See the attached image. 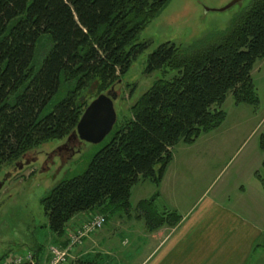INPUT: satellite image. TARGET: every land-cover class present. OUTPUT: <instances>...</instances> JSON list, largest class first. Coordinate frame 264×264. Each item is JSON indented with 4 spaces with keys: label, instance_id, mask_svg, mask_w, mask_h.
<instances>
[{
    "label": "trees",
    "instance_id": "16d2710c",
    "mask_svg": "<svg viewBox=\"0 0 264 264\" xmlns=\"http://www.w3.org/2000/svg\"><path fill=\"white\" fill-rule=\"evenodd\" d=\"M170 1L0 0V171L68 138L92 86L99 96L121 80L147 48L148 42H137L140 32ZM220 34L187 49L165 41L149 54L146 73L162 77L131 106L130 117L117 121L86 170L59 181L41 201L58 237L78 213L130 212L133 187L146 179L159 185L176 145H192L221 127L229 94L237 105L259 106L252 71L264 58V0H253ZM159 196L138 206L151 231L182 220L158 208Z\"/></svg>",
    "mask_w": 264,
    "mask_h": 264
},
{
    "label": "crops",
    "instance_id": "0c3cea01",
    "mask_svg": "<svg viewBox=\"0 0 264 264\" xmlns=\"http://www.w3.org/2000/svg\"><path fill=\"white\" fill-rule=\"evenodd\" d=\"M263 69L264 58L254 65V82L255 72ZM226 103L232 108L221 127L192 145H176L162 182L139 181L132 189L131 211L107 215L104 228L71 250L69 263L90 259L120 264V254L133 244L135 254L129 256L137 259L135 264H264V110L259 108L261 101L258 107L237 105L232 94L223 107ZM245 144L250 147L229 182L211 195L209 185L220 168L217 163H224ZM157 193L159 209L168 207L182 215L175 227L148 229L138 206ZM97 213L91 210L73 216L63 237L54 233L48 252L39 245L19 255L34 253L40 264L48 263L50 248L67 246L69 234Z\"/></svg>",
    "mask_w": 264,
    "mask_h": 264
},
{
    "label": "rangeland",
    "instance_id": "374dc122",
    "mask_svg": "<svg viewBox=\"0 0 264 264\" xmlns=\"http://www.w3.org/2000/svg\"><path fill=\"white\" fill-rule=\"evenodd\" d=\"M230 1L171 0L161 14L140 32L137 42H148L147 48L139 53L129 71L112 87L117 93L115 108L118 124L131 116V106L162 77L161 71L146 73L149 54L165 41H173L187 49L202 40H218L220 32L227 30L240 13L249 8L253 0H243L229 9L220 10ZM174 74L176 72L168 74V77L171 78ZM263 75L264 69L260 73L255 72L254 77L261 101L259 108L264 110ZM88 94V103L98 97L95 85ZM231 108L230 103L223 107L226 113ZM111 137L109 134L98 143L77 138L80 143L76 144L74 150L65 147L67 138L55 139L29 151L13 165L1 169L0 181L10 172L13 174L0 190V264L10 262L22 252L35 250L39 245L44 252H48L54 243V232L49 227L42 199L62 179L85 171L96 153L109 143ZM249 147L247 144L240 146L231 158L222 164L217 163L220 168L211 179L208 191L211 195L229 182L233 170L241 163ZM25 161L28 164L23 169L14 171L17 163ZM132 245L120 254V264H135L137 261L129 256V253L135 254Z\"/></svg>",
    "mask_w": 264,
    "mask_h": 264
},
{
    "label": "water",
    "instance_id": "95a60500",
    "mask_svg": "<svg viewBox=\"0 0 264 264\" xmlns=\"http://www.w3.org/2000/svg\"><path fill=\"white\" fill-rule=\"evenodd\" d=\"M242 1L243 0H231L220 10L229 9ZM116 99L117 93L113 91V88L107 93L100 94L93 99L85 109L77 128L68 136L67 141L69 142L74 138L87 140L93 143L103 141L113 131L118 121L115 108ZM26 164H28V161H25V163H17L14 171L23 169ZM12 174L13 172H10L0 181V190Z\"/></svg>",
    "mask_w": 264,
    "mask_h": 264
},
{
    "label": "built area",
    "instance_id": "2783aa9c",
    "mask_svg": "<svg viewBox=\"0 0 264 264\" xmlns=\"http://www.w3.org/2000/svg\"><path fill=\"white\" fill-rule=\"evenodd\" d=\"M107 216L103 213H97L83 223L78 229L72 231L68 237V244L65 247L52 246L50 248V259L48 264H68L71 250L90 233L105 227ZM14 259V260H13ZM6 264H36L35 257L32 254L17 255Z\"/></svg>",
    "mask_w": 264,
    "mask_h": 264
},
{
    "label": "flooded vegetation",
    "instance_id": "af4514ba",
    "mask_svg": "<svg viewBox=\"0 0 264 264\" xmlns=\"http://www.w3.org/2000/svg\"><path fill=\"white\" fill-rule=\"evenodd\" d=\"M78 143H80L79 140L72 139L69 142L67 141V143L65 144V147H67L68 150H74V148L76 147V144H78Z\"/></svg>",
    "mask_w": 264,
    "mask_h": 264
}]
</instances>
